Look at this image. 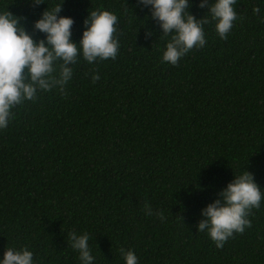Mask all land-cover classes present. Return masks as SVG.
Instances as JSON below:
<instances>
[{"label": "trees", "instance_id": "1", "mask_svg": "<svg viewBox=\"0 0 264 264\" xmlns=\"http://www.w3.org/2000/svg\"><path fill=\"white\" fill-rule=\"evenodd\" d=\"M41 2L0 0V10L39 41L33 22L59 0ZM198 3L189 14L208 18ZM233 7L225 39L209 18L205 45L173 66L160 59L170 36L136 0H63L73 42L88 12L106 10L119 48L91 65L78 56L63 92L11 110L0 130V255L26 248L36 264H80L68 233L87 232L94 264H124L120 249L138 264H264V199L222 248L195 227L243 171L264 193V0Z\"/></svg>", "mask_w": 264, "mask_h": 264}, {"label": "clouds", "instance_id": "2", "mask_svg": "<svg viewBox=\"0 0 264 264\" xmlns=\"http://www.w3.org/2000/svg\"><path fill=\"white\" fill-rule=\"evenodd\" d=\"M39 5L41 0H30ZM137 4L149 9L162 36H170L161 53V62L175 66L178 60L193 48L206 43L203 24L209 18L215 21L214 30L220 39H225L237 14L233 5L236 0H199L197 7L206 8L208 18H194L188 12L189 0H136ZM43 10L33 28L44 34V39L34 41L14 17L6 10H0V130L6 128L12 119V109L24 100H34L38 91L53 88L63 92L73 76L71 65L77 57L88 64L106 59H115L119 43L113 35L116 31L117 16L106 10L87 13L82 24L78 42L70 39L71 17L60 16L61 4ZM254 14L260 12L253 7ZM146 37L151 33L146 32ZM57 62H59L57 64ZM96 81L99 77H91ZM264 199L262 189L254 181L253 175L243 171L228 182L211 203L200 210L201 220L196 230L205 232L216 248L234 233H243L250 227L248 219L251 209L257 208ZM145 213L152 214L146 204ZM160 215L159 212L156 213ZM161 219L163 217L161 216ZM87 232L68 233V242L78 252L80 264H94L89 248ZM124 264H138L137 256L131 250L120 249ZM0 264H36L32 251L26 248H6L0 255Z\"/></svg>", "mask_w": 264, "mask_h": 264}]
</instances>
